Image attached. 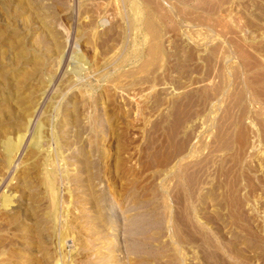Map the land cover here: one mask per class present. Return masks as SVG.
<instances>
[{
    "label": "rangeland",
    "instance_id": "374dc122",
    "mask_svg": "<svg viewBox=\"0 0 264 264\" xmlns=\"http://www.w3.org/2000/svg\"><path fill=\"white\" fill-rule=\"evenodd\" d=\"M0 228V264H264V0H0Z\"/></svg>",
    "mask_w": 264,
    "mask_h": 264
},
{
    "label": "bare ground",
    "instance_id": "6f19581e",
    "mask_svg": "<svg viewBox=\"0 0 264 264\" xmlns=\"http://www.w3.org/2000/svg\"><path fill=\"white\" fill-rule=\"evenodd\" d=\"M59 87V86H58ZM51 88V87H50ZM56 107V106H55ZM42 111V110H41ZM42 113V112H41ZM45 114V113H44ZM29 120H30V117H29ZM38 120V119H37ZM39 123H41V122H39ZM36 124H38V123H36ZM42 124V123H41ZM40 124V125H41ZM29 126V125H28ZM43 127L45 126V125H42ZM42 129V127L41 126H39L38 127V129H37V131H36V135H35V139H34V143L36 144V147L37 146H39L40 145V141H42L41 140V133H40V130ZM26 133V132H25ZM22 135V137H23V134H21ZM33 135V134H32ZM20 136V135H19ZM19 136H18V138H17V140H16V144L14 145V152L16 153V151H17V149L19 148V146L21 145L20 143H21V140L20 139H22V137L21 138H19ZM34 138V137H33ZM32 139V138H31ZM33 140V139H32ZM29 142V141H28ZM35 144H33V147H35L34 145ZM44 144V143H43ZM58 144V143H57ZM46 146V145H45ZM45 146H42L43 148L45 147ZM35 147V150L36 151H34L33 150V152H36L37 153V150L39 149V147L38 148H36ZM42 148V149H43ZM46 148V147H45ZM34 149V148H33ZM41 149V148H40ZM39 149V150H40ZM42 149L40 150L41 151V153H42ZM47 149V148H46ZM39 150H38V152H39ZM47 151V150H46ZM51 152H53V151H51ZM15 153H14V155L12 156V158H10V160H9V162H11L12 163V161L14 160V157H15ZM40 153V154H41ZM45 152H43L42 154H44ZM41 154V155H42ZM47 154V153H46ZM50 154H52V153H50ZM35 154L33 153V156H34ZM40 155V156H41ZM45 155V154H44ZM17 156V155H16ZM35 156H38V155H35ZM52 156V155H51ZM51 156H49L50 158H51ZM53 156H54V153H53ZM41 157H44V159H45V157L46 156H41ZM54 158V157H53ZM36 159V158H35ZM43 159V158H42ZM22 160V159H21ZM50 160V159H49ZM53 160V159H52ZM41 161V160H40ZM46 161V160H45ZM8 162V163H9ZM53 162H54V160H53ZM48 163H51L52 164V162H48ZM55 163V162H54ZM53 163V164H54ZM15 164V163H14ZM42 164H43V162H42ZM50 164V165H51ZM49 165V164H48ZM8 166H11V165H8ZM47 166V165H46ZM52 166V165H51ZM49 167V166H48ZM50 169V168H49ZM47 171V170H46ZM53 171V170H52ZM55 171V170H54ZM56 172V171H55ZM22 175V174H21ZM55 175H57V174H55ZM54 174H53V172H51V173H48L47 175H46V185L45 186H47L49 189H50V191L52 192V194H53V196H54V194H55V190H56V188H55V176ZM58 176V175H57ZM55 188V189H54ZM49 191V192H50ZM5 192V191H4ZM14 193V192H13ZM4 202H3V205L5 206V208L7 207V206H9V205H11L13 202H14V200H15V193L14 194H8V193H6V195L4 194ZM51 197V196H50ZM55 197V196H54ZM53 198V197H52ZM55 199H56V197H55ZM18 201V200H17ZM56 201V200H55ZM19 202V201H18ZM19 203H21L22 204V202L20 201ZM14 204V203H13ZM24 205V204H23ZM57 205V204H56ZM2 206V205H1ZM10 207H8V209H9ZM14 208V210H15V207H13ZM17 208V207H16ZM19 208V207H18ZM4 209V208H3ZM12 209V208H11ZM20 209V208H19ZM5 210L6 209H4L3 210V212L5 213ZM10 210V209H9ZM18 210V209H17ZM24 211H25V209H23ZM15 212V211H14ZM13 212V213H14ZM17 212V211H16ZM15 212V213H16ZM22 212V211H21ZM27 212V211H26ZM46 212V211H45ZM55 212H57L56 211V206H55V209L51 212V214H50V217L52 218V220H53V222L55 221L54 219H56V216L54 217V215L56 214ZM6 213H7V210H6ZM18 213V212H17ZM19 213H20V211H19ZM30 213H31V211H30ZM3 214V213H2ZM1 214V215H2ZM8 214V213H7ZM44 214H46V213H44ZM18 215V214H17ZM21 215H23V212L22 213H20V216ZM24 215H25V212H24ZM28 215V214H27ZM5 216L7 217V215L5 214ZM5 216H3V217H5ZM9 216V215H8ZM10 216H12L11 214H10ZM9 216V217H10ZM28 216H30V215H28ZM31 216H33V215H31ZM38 216V215H37ZM46 216V215H45ZM5 217V218H6ZM19 217V216H18ZM17 217V218H18ZM34 217H36V215L34 216ZM47 217H49V216H47ZM10 218H14V217H10ZM25 218H26V216H25ZM15 219V218H14ZM14 219H12V220H14ZM18 219H21L22 220V218H18ZM35 219V218H34ZM38 220H40L39 218H37ZM47 219H49V218H47ZM8 220V219H7ZM17 220V219H16ZM31 220V219H30ZM51 220V221H52ZM2 221V220H1ZM3 221H4V219H3ZM18 221V220H17ZM26 221V220H25ZM7 222V221H6ZM9 222H11V221H9ZM8 222V223H9ZM13 222V221H12ZM11 222V223H12ZM19 222V221H18ZM32 222V221H31ZM14 223V222H13ZM12 223V224H13ZM39 223H40V221H39ZM16 224V223H15ZM25 224V223H24ZM32 224V223H31ZM6 225H7V223H6ZM9 225V224H8ZM33 225V224H32ZM39 225V224H38ZM37 225V226H38ZM3 226H4V224H3ZM12 226V225H11ZM13 226H14V224H13ZM35 226V225H34ZM36 226V227H37ZM46 226V225H45ZM40 227V226H39ZM67 227V226H66ZM38 228V227H37ZM1 229V228H0ZM40 228H38V230H39ZM37 230V231H38ZM12 231H14V230H12ZM36 231V230H35ZM36 231V232H37ZM38 232H40V230L38 231ZM37 232V233H38ZM63 233V232H62ZM68 233V232H67ZM12 234V233H11ZM10 236H12V235H10ZM10 236H8V237H10ZM59 238V237H58ZM9 244V243H8ZM11 244V243H10ZM13 244V243H12ZM11 244V245H12ZM58 244H59V246L62 248V247H65L64 246V244H65V238H62L61 237V239H59L58 240ZM67 257H68V254L67 253H64V251L63 252H60V253H58L57 254V256H56V258H55V261H53L55 264H63L62 262H65V264H69V258L67 259ZM73 262V261H72ZM71 262V263H72Z\"/></svg>",
    "mask_w": 264,
    "mask_h": 264
}]
</instances>
